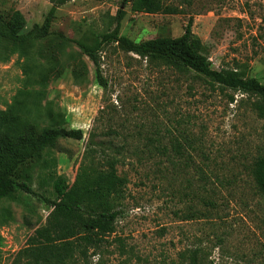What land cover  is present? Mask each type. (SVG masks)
Instances as JSON below:
<instances>
[{
	"label": "rangeland",
	"instance_id": "obj_1",
	"mask_svg": "<svg viewBox=\"0 0 264 264\" xmlns=\"http://www.w3.org/2000/svg\"><path fill=\"white\" fill-rule=\"evenodd\" d=\"M162 1L174 13H136L122 0H0V16L15 14L22 32L40 40L24 64L15 54L0 63V165L16 162L12 178L31 187L17 189L16 200L0 198V264H28L19 251L46 222L55 194L38 176L43 161L51 158L49 169L70 184L87 152L120 160L124 197L114 232L63 264H264V206L250 173L264 155L256 97L115 45L100 52L101 85L71 41L93 44L118 10L120 33L135 42L177 37L191 19L213 69L264 84V0ZM42 76L40 102L18 92L39 88ZM46 128L80 129L82 137L31 155Z\"/></svg>",
	"mask_w": 264,
	"mask_h": 264
},
{
	"label": "trees",
	"instance_id": "obj_2",
	"mask_svg": "<svg viewBox=\"0 0 264 264\" xmlns=\"http://www.w3.org/2000/svg\"><path fill=\"white\" fill-rule=\"evenodd\" d=\"M127 3L130 10L136 13L175 11L164 5L162 0H122L123 5ZM123 14V10H118L115 26L101 33L93 44L71 40L81 53L93 62L99 84L104 85L99 73L100 52L106 46L115 45L124 52L166 66L194 71L214 83L255 96L256 100L253 103L255 110L259 117L264 118V84L255 77L239 76L235 69H213L204 53L203 42L191 30V19L186 24L184 32L177 37L159 36L135 42L120 33V19ZM22 29L23 22L15 14L12 17L0 16V63L7 62L10 56L15 54L17 62L24 64L28 59L24 51H28L30 43L40 41L38 38H30V33H24ZM47 45L51 55H54L55 44ZM46 79L47 76H42L36 81L39 88L26 89L25 86V89L18 92L33 91L40 102ZM0 115L6 116L2 110ZM2 125L3 119L0 117V127ZM81 137L80 129L46 128L38 139L34 140L30 153L32 155L38 147L52 146L58 138L78 140ZM52 162L51 158L45 159L38 174L43 182L51 183L55 194L54 199L48 201L49 213L46 222L33 228L26 246L19 251L20 255L27 257L28 264H63L66 259L77 254L85 256L88 248L98 247L106 235L114 232L118 215L117 205L124 197L127 181L126 177L117 171L120 160L115 156L100 159L95 153H85L70 184H66L65 179L58 176L55 170L49 169ZM17 166L16 162L0 165V198L16 200L17 189L25 193L31 192L27 182H18L12 178ZM42 169L45 171L41 172ZM250 173L264 206V155L253 159ZM26 177L29 178V175ZM190 264H197L196 260L192 259Z\"/></svg>",
	"mask_w": 264,
	"mask_h": 264
}]
</instances>
